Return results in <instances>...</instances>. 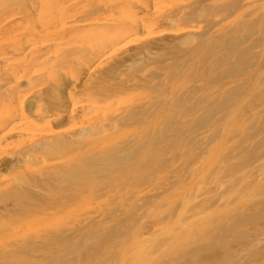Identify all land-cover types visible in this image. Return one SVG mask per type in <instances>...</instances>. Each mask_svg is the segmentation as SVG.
<instances>
[{"label":"bare ground","instance_id":"obj_1","mask_svg":"<svg viewBox=\"0 0 264 264\" xmlns=\"http://www.w3.org/2000/svg\"><path fill=\"white\" fill-rule=\"evenodd\" d=\"M110 1L112 0H55L50 3L47 2V0H0V27H10L13 30L21 28L20 31L23 30L22 38H20L17 43L13 44L9 48L10 50H8L7 47L5 57L0 58V80H2L4 74L6 76V73H8V76L15 77L18 83L27 78L29 79V84L32 85L34 80L32 77L30 78L29 75L48 69L46 68L44 60H42V55L49 51L53 41H59L58 43L64 48L69 47V49L65 48L56 52L60 56V58L57 57L58 60H56L71 66L70 70L63 68L64 71L61 72L65 75L52 79V74L47 72V75L50 77L47 81L43 78L44 76L36 80L39 85H45L50 82V80L54 82L50 91L52 94L55 93L56 95L54 101H49L46 99L47 96H44L46 97L44 100H38L35 104H33L32 101V105L30 104L28 106L26 101L31 93L20 96L16 95V92H9V89L7 91H2L0 86V142L13 133L20 132L22 127H29L33 122V117L48 116L50 117V120H48L52 126H58L66 122V120L74 122V125H71L72 127L67 131H52L50 139L46 138L45 140L25 142L23 149L16 154H11L12 156L9 155V157L11 156L10 159H7V157L0 158V169H11L14 172L13 175L17 178L16 185L0 195V223L28 216L33 211L30 209V206H41V203L43 205L46 200L50 199L52 193H55L53 191L56 190L58 192L64 189L62 187L64 184L62 186L60 185L62 183L73 181L77 183L78 186V184H81L80 181L82 180L90 181L94 172L97 173L99 170L102 171L112 166H118L119 164L124 166L122 164H125L126 160H129L133 156L136 157L140 150L147 145L148 152L145 153L143 157L141 156L144 170L141 168L142 170H139L135 177V179H137L136 181L139 183V181L146 179L144 177L146 170L153 167L164 148L172 145L173 138L190 136L189 134H191V132L187 134L186 131H183L184 129L181 131L184 124H187V127L189 124L191 125L189 126L190 128H194L201 127L207 122L211 124L213 120H215V122L225 123L245 122L247 113L251 112L253 107L264 104V0H194L189 10L185 11L180 9L168 13L161 12L163 9L159 11L156 5L163 0H114L116 1L114 4H110ZM79 3L81 5L80 7ZM166 5H168V3H166ZM43 8H49L50 11L42 14L39 11H42ZM117 11L118 13H115ZM38 12L41 15H38ZM105 12L108 13V17L105 16ZM99 13H105L104 17H100ZM207 15L214 16V18L220 16V18L211 21L204 30L197 31L198 33L194 31L192 33L190 29H185L183 27L180 29H169L178 24H187L192 27L191 25L193 23H197L201 18ZM229 19L230 21L225 24L224 22ZM197 27L200 28L198 25ZM195 29L196 28L193 30ZM141 31L147 32L144 45L132 54L117 59L105 70L103 69L97 74H94L95 71L101 67L100 63H102L103 58H106V56L111 57L118 50L125 48L124 45L132 42L131 37L137 35ZM13 36L15 37V35ZM167 36H172L173 41L160 44ZM1 40L3 39L1 38ZM125 40L127 41L124 43ZM5 41L7 40L5 39ZM121 43H124L122 47H115ZM18 54L23 55L19 64L14 65L8 63L10 57ZM171 59L173 62L168 64V60ZM98 61L99 65H96ZM129 61L130 63H128ZM178 61L180 62L176 65L175 63ZM190 62L193 63V67L196 71L194 70L192 74L188 75L185 81H192L198 84L197 87H192L191 85V87L176 96L160 97L154 94L147 101H132L128 106L126 105L123 107L120 112H118L120 109L117 108L114 112L118 113L111 117L94 113L99 109V102L108 100L113 101L116 97L131 89L147 86L152 90H158L168 78L169 68L175 70L182 66V64L185 67V63L188 64ZM3 63L4 65L2 66ZM127 63L130 65L128 66ZM133 64L139 65L133 68L131 66ZM73 68L77 70H73ZM124 68L130 69V72L124 73L126 70H124ZM50 69L49 67L48 71H52V69ZM59 70L60 69H58V71ZM92 72L94 73L92 74ZM146 72L148 73L146 74ZM210 88H214V90L209 91ZM201 91L203 93L197 96ZM78 96L83 97L85 101L81 102L78 100ZM48 98H50L49 95ZM105 111L104 114L106 113ZM248 117L252 119L249 115L247 119ZM152 119H159L157 123L159 128L152 123ZM254 120L260 125L264 124V116H257ZM16 121L22 125L20 129L15 125ZM143 123L145 125L142 126L140 130H126L127 126ZM215 126L219 127L218 125ZM46 131L48 130L46 129ZM213 133L215 132H212V135ZM197 134L198 133H196V136ZM118 136H130L132 138L130 141L126 139L127 142L122 145H117L115 143L108 144L109 139ZM192 136H195V134ZM161 143L165 146L161 147ZM170 148L169 150H171ZM68 152L75 154L72 162L60 168H55L54 175L44 174L48 171H44V168L39 165L41 157L55 158L60 155H67ZM248 154L250 158H253L258 155L259 152H257L255 148L252 151L250 150ZM243 156H246V154ZM138 159L140 158L138 157ZM241 159H243V157ZM44 162L46 163V161ZM118 168L121 167L119 166L116 169ZM31 169L34 170L35 173H30ZM236 169L237 168H235L234 171ZM42 170L44 172H42ZM211 170L213 171L214 169ZM124 174L125 172L122 173V175ZM95 175L96 174H94V176ZM131 176L132 175H130L129 178ZM122 182L120 183L122 184ZM263 187L260 190L264 191ZM256 194H254V196ZM245 197H247V195ZM132 198H134V196ZM76 202L79 203L80 201ZM196 204L193 203L192 205ZM191 207L193 208L194 206H190L189 209H192ZM222 209L226 210V208ZM113 211L115 212V209L112 210V212ZM117 211H119L117 214L113 212L116 215L115 219L109 216L103 220L94 221L92 217L93 221L91 220L84 225L77 224V226H74L73 230L70 233L68 232L69 236H73L74 234L80 236L74 237V240H72L66 248L75 251L77 247L82 246L84 248L83 256L88 254L101 255L105 253L107 249H113L112 252L118 254L120 256V258L117 256L119 259L115 257V255L108 257V259L106 256L101 255V258L104 257L103 260L105 259L108 261L106 264H124L129 257H131V254H128L132 252L130 250L133 249L135 253L141 250V247L138 245V241L140 240V229L136 224L141 213L139 208L135 205H129L127 208L125 207V209ZM204 215L206 214L202 216ZM147 216L148 215H146V218ZM175 219H178V217ZM156 220L157 218L155 221ZM179 220L181 221L182 219ZM200 220L201 219H199V221ZM245 221L246 218L244 216L238 215L234 221V226L239 228ZM160 224L158 223V225ZM177 224H179V222ZM142 225H140V228ZM144 226H146V224ZM193 226L192 224V229ZM148 227H150V225ZM167 227L168 226H166V228ZM79 231H83V233L78 234L77 232ZM132 232H134L135 239H132L130 236ZM167 232L171 233V230L166 231V233ZM149 234L150 233H148V235ZM181 235L180 233V236ZM246 235L250 236L249 233ZM85 237L88 238L85 239ZM161 237L163 238V236ZM143 238H146V236ZM151 238L148 237V239ZM169 238L170 237H168V239ZM43 243L37 241L30 243L28 240H24L23 243L21 242L17 246L26 248L33 244L39 247V244ZM239 244L241 245V243ZM160 245L162 244L160 243ZM171 247L173 249V246ZM62 248H64V246ZM78 249L80 251V248ZM180 249L178 248L177 250ZM57 251L58 250L55 252ZM125 251H127L128 255ZM254 253L252 257L253 255L256 257V253ZM228 254L229 253L225 255ZM83 256H81V258ZM134 256L135 255H133V257ZM115 258L119 261H115ZM154 258H152L151 262ZM226 260L227 259H225L224 262H226ZM165 261L167 262L166 259L164 262ZM166 264H168V262Z\"/></svg>","mask_w":264,"mask_h":264},{"label":"rangeland","instance_id":"obj_2","mask_svg":"<svg viewBox=\"0 0 264 264\" xmlns=\"http://www.w3.org/2000/svg\"><path fill=\"white\" fill-rule=\"evenodd\" d=\"M54 1L55 0H47V2L50 3ZM89 1H94V0H89ZM165 2L168 3L169 6L166 5ZM193 2L194 0H163L161 2H158L156 5L159 8V9L157 8L159 11L163 9L161 12L168 13L180 9H183L185 11L189 10ZM80 3L82 4L81 1ZM80 3H79V7L81 6ZM114 3H116V1L114 0L110 1V4H114ZM47 11H50V9L43 8L42 11L39 12L43 14L46 13ZM105 13H106L105 16L108 17V13L107 12ZM105 13L103 14L99 13L100 14L99 16L104 17ZM115 13H118V11ZM38 15L41 14L39 13ZM219 18L220 16L214 18V16L207 15L206 17L201 18L197 23H193L191 25L192 27H190L187 24H178L177 26L173 28L170 27L169 29H180L181 27H183L185 29H190L192 33L193 31L195 33H198L197 31L204 30L211 21L217 20ZM228 21H230V19L226 20L224 23L227 24ZM197 25L200 28H198ZM194 28L196 29L193 30ZM20 29L21 28H17L13 30L10 27H0V41H1L0 58L5 57V54L7 52V47L8 50H10L9 48L13 44L17 43V41H19L20 38H22L23 30L20 31ZM13 35H15V37ZM146 35L147 32L141 31L137 35L132 36L131 37L132 42H130L127 45H124L125 48L118 50L111 57L106 56V58H103L102 63H100L101 67L98 68L97 71H95V73L92 72V74L93 73L97 74L103 69L105 70L106 68L110 67V65H112L117 59L124 56L126 57L129 54L135 52L138 48L144 45L145 43L144 39ZM167 37L163 41H161L160 44L164 42L173 41L172 36H169L168 39ZM1 38L3 40H1ZM5 39L7 41H5ZM126 41L127 40H125L124 43ZM58 42L59 41H53L52 42L53 44L50 45L51 47L50 49L52 50L49 49V51L45 52L42 55V60H44V63L46 64V68L48 69L29 75V77L30 78L32 77V79L34 80V83L32 85L29 84V79L27 78L25 80L24 79L21 80L18 83L15 77L8 76V73H6V76L4 74L2 80H0V86L2 88L1 90L7 91L9 89V92L12 93L16 92V95H20V96L31 93L30 96L28 97L29 100L27 99L26 101V104L28 106L30 104L32 105V101L33 104H35L36 101L38 100H44L46 98L44 96H47L46 99H48L49 101H54L56 99V95L55 93L52 94L50 92L54 82L50 80V82H48L45 85H39L36 80L37 78L44 76L43 78L46 79L47 81L50 78L49 75H47L49 72L50 74H52L51 78L54 79L55 77L65 75L63 72H61L64 71L63 68H67L70 70L71 66H69V64L60 63L59 61H57L58 58H60V56L56 52L66 48L61 46V44ZM124 43H121L120 45L118 44L115 47L116 48L122 47ZM66 49H69V47ZM22 57L23 55H19V54L13 55L12 57H10L8 63L14 65L19 64L20 61L22 60ZM171 62H173L172 59L168 60V64H171ZM179 62L180 61H178L175 64L178 65ZM128 63H130V61ZM3 65L4 63L2 64V66ZM96 65H99V61L96 63ZM138 65L139 64L137 65L133 64L131 66L134 68L137 67ZM49 67L52 69V71H48ZM58 69L60 70L58 71ZM74 69L75 68H73V70ZM125 69L126 68H124V70ZM194 70L195 69L193 67L192 62L188 64L185 63V67L182 64V66H180L175 70L173 68H169L168 78L164 81L163 86L158 90H152L150 87L147 86L131 89L121 94L120 96L116 97L113 101L108 100V101L99 102L98 104L99 109L96 110V112L94 113H98L99 115H105L106 117H111L117 114L118 112H120L123 109V107H125L126 105L128 106L132 101L135 100L147 101L154 94H157L160 97L176 96L178 94H181L187 88L191 87V85L192 87L194 86L197 87L198 84H195L192 81H188V82L185 81L186 77L192 74ZM128 72H130V69H126L124 71V73H128ZM148 72H146V74ZM211 90H214V88H210L209 91ZM202 93L203 92L201 91L199 94H197V96L201 95ZM48 95L50 96L51 99L48 98ZM78 100H80L81 102L85 101V99L81 96H78ZM117 108H119L120 110L118 112H114ZM263 108H264V104L257 107H253L251 112L247 113V116L249 115L252 119H249V117L247 119L246 116L245 122L243 121L237 123H225V122H215V120H213V122L211 121L212 122L211 124L210 122H207L206 124L201 126L202 128L201 127L190 128L189 126L191 125L188 124L187 127V124H184V126H182L181 131L184 129L183 131H186L187 134L191 132V134H189L190 136L182 137V138H173L172 145L170 146L171 148L170 147L164 148L165 151L164 150L162 151L158 159L155 161L153 167L146 170L144 175L146 179L139 181V183L136 181L137 179H135V177L137 176L139 170L142 169L144 170L141 156L143 157L144 154L148 152L147 145L146 147L144 146L140 150V152L136 155V157L133 156L129 160H126V163L122 164L124 166H121L120 164L118 166L116 165L117 167L120 166L121 168L116 169L117 168L116 166H112L110 167L111 169L107 168L102 171L99 170L97 173L94 172L92 174V177L90 178V181L82 180L80 181L81 184H78V186L77 183H74L73 181L72 182L67 181L65 183L60 184L61 186L64 184L62 186L64 189L59 190L60 192L59 191L57 192L56 190L53 191L55 193L54 194L52 193L50 199L46 200L43 205L41 203V206H30V209L33 210L34 212L32 211L28 216H24L8 222L0 223V264H10V263L11 264H81L83 258L84 259L82 264H87V263L106 264L108 263V261H106L105 259L103 260L104 257L101 258V255L106 256L107 259L108 257L114 255L115 257L118 256L120 258L118 254L112 252L113 249H107L106 252L102 253L101 255L88 254L85 256H83L84 248L82 246L77 247L75 251L68 250L66 246L72 240H74V237L80 236L76 234H74L73 236H69L68 232L70 233L73 230L74 226H77V224L84 225L90 222L91 220L93 221V218L94 221L103 220L109 216H112L115 219L116 218L115 214L119 212L117 210L125 209V207L127 208L129 205H135L137 208H139V211L141 213V216L139 217L138 222L136 223L140 229L139 230L140 240L138 241V245L139 247H141V250L137 251L138 252V253L136 252L137 254L133 252V249L130 250L132 252L128 254H131L130 255L131 257H129V259L124 264H148V263L166 264L167 262L168 264H214V263L215 264H233V263L263 264L264 263V191L260 189H262V187L264 186V180H262L264 179V169H263L264 168V124L260 125L259 123H256V120H254L257 118V116L258 117L264 116ZM103 109L106 112L105 114ZM48 119L50 120V117L48 116H41L37 118L33 117L32 124L26 128H23L22 125H20V123H17L18 121H16L17 124L14 122L15 125L18 127V129L22 127L21 128L22 130L20 132L13 133L12 135L8 136L6 139L0 142V151H1L0 158L7 157V159H10V157L12 156L11 154H16L17 152H19L21 149L24 148L25 142L45 140L46 138L50 139L51 138L50 135L52 131L64 132L69 130L72 127L71 125H74V122L66 120V122L59 124L58 126L57 125L52 126ZM151 121L152 123H154L155 126H157V128H159V126L157 125L159 119L157 120L152 119ZM144 125H145L144 123L138 125L134 124L132 126H127L126 130L129 131L134 129L140 130L141 127ZM215 125H218L219 127ZM46 129L48 131H46ZM212 132H215L213 133L214 136L212 135ZM196 133H198L199 135L197 134L196 136ZM194 134L196 137L192 136ZM216 135L219 137H217ZM131 138L132 137L130 136L113 137L108 140L109 141L108 144L115 143L117 145H122L127 142L126 139L130 141ZM160 146L164 147L165 145L161 143ZM169 148L171 150H169ZM255 148L257 149V152H259V154L253 158L252 157L250 158L248 156L249 155L248 153L250 152V150L252 151ZM206 153L208 156L206 155ZM245 154L246 156H243ZM9 155L11 156L9 157ZM65 155L66 154L60 155L59 157H55V158L41 157L40 158L41 160H39L40 161L39 165L44 168L43 169L44 171H48L47 173L45 172L44 174L54 175L55 168H60L63 165L72 162L75 154L68 152L67 153L68 156ZM138 157L140 159H138ZM242 157L243 159H241ZM44 161H46V163ZM234 167L237 168L235 171H234L235 169ZM211 169H214L215 171L214 170L212 171ZM43 170L42 172H44ZM111 170L114 172H112ZM31 172L35 173L34 170L32 169L30 170V173ZM124 172L125 174L122 175V173ZM103 173H105L106 175ZM107 173L108 176L110 177L107 176ZM13 174L14 172L11 169H2V170L0 169V195L3 194L9 188L16 185L17 178ZM94 174H96L95 176L102 174L101 175L102 177L101 176L95 177ZM130 175H132L130 177L131 179L129 178ZM207 175L210 177H208ZM120 176L121 177L125 176V177L121 178ZM130 180L133 182H131ZM120 182H122V184ZM126 183H127V187H126ZM245 194L247 195V197H245L246 196ZM254 194L256 195L254 196ZM133 196L134 198H132ZM76 201L78 202L80 201V202L77 203ZM193 203L194 204L197 203V204L192 205ZM190 206H194L193 208L191 207L193 210L189 209ZM222 208H226V210L228 211ZM104 209L106 212L104 211ZM114 209L115 212L114 211L113 212L115 214L112 212V210ZM152 209H153V213H152ZM219 209L222 210L220 211ZM203 214L206 215L202 216ZM146 215H148L147 218ZM238 215L244 216L246 218V221L239 228H236L234 226V221L236 220ZM185 216L188 218H186ZM176 217H178V219H175ZM156 218L158 221L157 220L155 221ZM179 219H182L184 222L182 220L180 221ZM199 219L201 220L199 221ZM157 222L159 224L160 223L162 224L158 225ZM178 222L179 224H177ZM190 223L194 225L193 229H192V224ZM145 224L146 226H144ZM185 224H189V225H185ZM140 225H142L141 228ZM149 225L150 227H148ZM166 226L168 227L166 228ZM224 227H226L227 229ZM170 230L172 234L170 232L166 233V231H170ZM188 231L190 234L188 233ZM179 232L182 234L181 236ZM77 233L82 234L83 231H79ZM133 233L134 232H132L130 236L132 239H135L136 237H134L135 235ZM148 233L150 234L148 235ZM248 233L250 234V236L246 235ZM236 234L240 236L238 237ZM143 235L146 236V238H143L144 237ZM161 236H163V238ZM148 237L149 238L152 237L151 238L152 240L148 239ZM168 237H170L169 238L170 240L168 239ZM86 238L88 237H85V239ZM235 239L237 242L235 241ZM24 240H28L30 243L36 241L40 243L43 242L44 243L39 244V247L33 244L27 246L26 248L18 247L17 245L20 244L21 242L23 243ZM238 242L241 243V245ZM144 243L147 244L145 245ZM160 243L162 245H160ZM153 244L157 247V250ZM63 246L64 248H62ZM171 246H173V249ZM78 248H80L81 252L79 251ZM161 248L163 249V251ZM178 248L181 249L177 250ZM13 249L16 251H14ZM56 250L58 251L55 252ZM125 253L127 254V251H125ZM227 253L229 254L225 255ZM253 253L256 255V257L254 255L252 257ZM133 255L135 256L133 257ZM81 256L83 257L81 258ZM154 256L156 259L154 258ZM117 258H115V261L117 260L118 262L119 258L118 259ZM152 258L154 259L151 262ZM140 259L142 262L140 261ZM163 259L164 260L166 259L167 262L165 261L166 262L165 263ZM225 259H227L226 262H224Z\"/></svg>","mask_w":264,"mask_h":264}]
</instances>
